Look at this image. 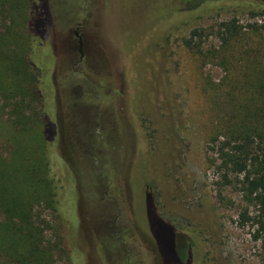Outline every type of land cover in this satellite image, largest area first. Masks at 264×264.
Segmentation results:
<instances>
[{"label": "rangeland", "instance_id": "obj_1", "mask_svg": "<svg viewBox=\"0 0 264 264\" xmlns=\"http://www.w3.org/2000/svg\"><path fill=\"white\" fill-rule=\"evenodd\" d=\"M203 1L38 0L44 9L33 27L50 37V48L35 51L37 60L32 54L43 66L40 107L78 191L74 226L42 213L57 264H74V248L87 264H162L152 241L175 264L166 222L199 235L201 264H264L263 239L254 237L258 208L244 197L241 177L231 173L225 184L212 142L234 106L256 96L254 81L264 80V12L179 11ZM125 68L134 74L133 100L121 96ZM134 110L146 124L149 155L136 151Z\"/></svg>", "mask_w": 264, "mask_h": 264}, {"label": "trees", "instance_id": "obj_2", "mask_svg": "<svg viewBox=\"0 0 264 264\" xmlns=\"http://www.w3.org/2000/svg\"><path fill=\"white\" fill-rule=\"evenodd\" d=\"M234 5L264 12V0H206L179 11L193 18ZM0 9L5 10L0 16V259L3 264H57L56 243L46 234L52 227L42 213L53 211L67 228L74 226L72 193L75 195L78 191L74 186L76 180L70 175L65 177L55 124L40 107L45 99L41 84L43 66L34 62L32 54L35 57V51L40 53L44 44L50 48V37L49 33L41 35L33 24L35 14L44 6L38 0H0ZM223 26L229 38L233 37L229 25ZM123 74L121 96L133 100L134 74L130 68H125ZM253 85L256 96L237 109L234 106L233 120L218 132L224 139L220 140L217 135L212 142L219 154L218 168L223 172L225 184L230 183L231 173L241 177L239 183L244 197L257 206L254 225L258 228L254 237L264 242V80L258 78ZM46 86L51 94V86ZM127 109L128 105L123 106V114ZM131 120L140 142L136 151L149 155L148 132L139 111L134 110ZM77 205L78 202L76 219L80 221ZM166 224L175 235V264H201L199 235ZM150 227L153 230L155 223ZM183 232L187 236H182ZM190 249L195 252L191 254ZM152 250L162 264H167L153 241ZM197 251L199 255L194 260ZM73 261L87 264L85 252L74 248Z\"/></svg>", "mask_w": 264, "mask_h": 264}, {"label": "flooded vegetation", "instance_id": "obj_3", "mask_svg": "<svg viewBox=\"0 0 264 264\" xmlns=\"http://www.w3.org/2000/svg\"><path fill=\"white\" fill-rule=\"evenodd\" d=\"M75 34L77 35V31H75ZM83 45L80 44V48H82Z\"/></svg>", "mask_w": 264, "mask_h": 264}, {"label": "water", "instance_id": "obj_4", "mask_svg": "<svg viewBox=\"0 0 264 264\" xmlns=\"http://www.w3.org/2000/svg\"><path fill=\"white\" fill-rule=\"evenodd\" d=\"M80 44L82 45V42L80 41Z\"/></svg>", "mask_w": 264, "mask_h": 264}]
</instances>
